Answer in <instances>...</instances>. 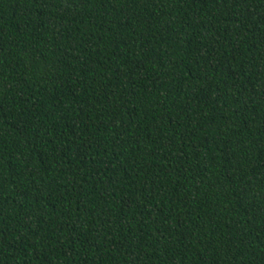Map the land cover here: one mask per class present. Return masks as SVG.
I'll list each match as a JSON object with an SVG mask.
<instances>
[{"label":"trees","instance_id":"obj_1","mask_svg":"<svg viewBox=\"0 0 264 264\" xmlns=\"http://www.w3.org/2000/svg\"><path fill=\"white\" fill-rule=\"evenodd\" d=\"M0 264H264V0H0Z\"/></svg>","mask_w":264,"mask_h":264}]
</instances>
